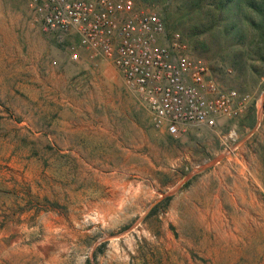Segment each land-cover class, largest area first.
Returning a JSON list of instances; mask_svg holds the SVG:
<instances>
[{"label":"rangeland","instance_id":"1","mask_svg":"<svg viewBox=\"0 0 264 264\" xmlns=\"http://www.w3.org/2000/svg\"><path fill=\"white\" fill-rule=\"evenodd\" d=\"M30 1L0 0V264H264V73L222 61L211 33L166 30L254 98L171 135L110 59L44 31Z\"/></svg>","mask_w":264,"mask_h":264},{"label":"built area","instance_id":"2","mask_svg":"<svg viewBox=\"0 0 264 264\" xmlns=\"http://www.w3.org/2000/svg\"><path fill=\"white\" fill-rule=\"evenodd\" d=\"M44 31L74 38L110 59L134 86L155 127L177 135L190 124L215 127L240 116L250 93L220 86L204 61L189 56L179 32L133 0H31ZM70 57L77 59L72 45ZM254 99V98H253ZM261 103V95L255 99Z\"/></svg>","mask_w":264,"mask_h":264},{"label":"trees","instance_id":"3","mask_svg":"<svg viewBox=\"0 0 264 264\" xmlns=\"http://www.w3.org/2000/svg\"><path fill=\"white\" fill-rule=\"evenodd\" d=\"M138 1L163 3L166 30L181 28L191 44L198 42V34L211 33L221 54L222 48L230 51L223 55L222 61L229 56L227 64L234 70L249 69L256 76L264 73V0ZM171 4H174L172 13ZM170 16H173L171 24Z\"/></svg>","mask_w":264,"mask_h":264}]
</instances>
